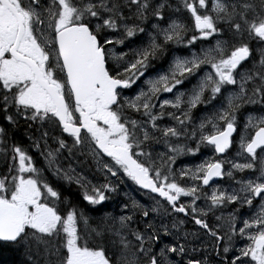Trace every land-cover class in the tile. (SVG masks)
Returning a JSON list of instances; mask_svg holds the SVG:
<instances>
[{
  "label": "snow or ice",
  "instance_id": "obj_1",
  "mask_svg": "<svg viewBox=\"0 0 264 264\" xmlns=\"http://www.w3.org/2000/svg\"><path fill=\"white\" fill-rule=\"evenodd\" d=\"M0 113V250L16 264H264V0H0ZM201 148L215 155L175 169ZM122 176L148 202L125 192L117 216L104 208ZM61 181L100 206L95 226Z\"/></svg>",
  "mask_w": 264,
  "mask_h": 264
},
{
  "label": "flooded vegetation",
  "instance_id": "obj_2",
  "mask_svg": "<svg viewBox=\"0 0 264 264\" xmlns=\"http://www.w3.org/2000/svg\"><path fill=\"white\" fill-rule=\"evenodd\" d=\"M185 22L188 24V27H189V29L191 30V29L193 28V24H192V22L187 18V14H186V16H185ZM190 34H193V32L190 31V32H189V35H190ZM137 39H138V38H137ZM198 44H199V42H198ZM251 46H252L253 48L257 47L256 42L253 41ZM124 50L126 51L127 49H124ZM193 50H198V48L193 49ZM182 54H183V55H187L188 53H187V51H185V52H183ZM168 60H169V58H168L167 56H165V57L162 58L161 60H159V61H155V62H154V65H155L156 68H160V67L167 68ZM149 71H150V73H151L152 75H155V72H153L152 69H150ZM134 88H135V86H133V88H132L131 90H125V93H124V94H125V95H128L129 93H131V92L133 91ZM165 95H169V94H165ZM201 109H202V110H205L203 106H200V107H198L196 110H194V112L196 113L197 111H199V110H201ZM242 111H246V112H255V113H257V114H261V108H260L259 105H255V106H245L244 108H242ZM238 119L241 120L240 117H238ZM241 122H242V121H241ZM238 131H239V129H238ZM236 137H237V136H236ZM34 153H35V152H34ZM38 163H39V166H38V167L42 166V159H41ZM74 166H75V165H74ZM78 171H79V169H78ZM45 172H46V170H45ZM51 175H52V174H51ZM85 175L90 176L89 179H91V180L93 181V183H97L98 181H99V182H102V180H101V178H100V176H99V173H95V174H94V176H95V180H93V177H92L91 175H89V173H88L87 170H85ZM52 177H53V175H52ZM120 179L123 180V183L120 184V188H119L118 193L113 194V195H112V199L109 200V201H106V202H105V208H104V211H106V212H110V213H112L113 215H117V216H118V215H121V214H124V213H123V210H122V205H123V203H121V199H123V192H122L123 190H121V186L123 187V189L125 188L126 190H129V191L131 192L129 196L134 197L135 199H137V198L133 195L134 192H137V194L139 195V198H140V200H141V203H147V202H148V201H147V198H146V196H145V192H146V191L143 192V190H139V187H138L137 185H134L131 181L127 180V179L124 178L123 176L120 177ZM218 180L220 181V178H218ZM218 180H217V181H218ZM51 182L55 183V181H51ZM61 184H64V185H65V183H64L63 181L61 182ZM72 185L76 186L75 184H72ZM214 185H215V183H214L211 187L204 188V191L207 192V193H209V194H211V188H212ZM130 187L134 190V192L131 191V188H130ZM76 188H78V186H76ZM209 188H210V189H209ZM79 190H80V189H79ZM135 190H136V191H135ZM81 192H82V191H80V193H81ZM82 200H83V198H82ZM83 201H84V200H83ZM84 202H85V201H84ZM181 202H185L183 197L181 198ZM185 203H186V202H185ZM197 203H198V204H203L201 201H197ZM254 203H256V201H254ZM86 204L89 206V208H90L93 212H94V210H93L94 207H95V208H99V207H100V206H90V205L88 204V202H86ZM231 210H232V206H228V207H226V208L223 209V214H224V215H227ZM241 211L246 213V212H247V208H244V209H242ZM97 213H98V211H97ZM101 215H102V213H99V216H98V217H100ZM216 215H221V212L217 211V212H216ZM175 219H180V220H184V221H185V224H184V230H185V231H188V232H194V231L196 230V228H198V226H195V225L191 222V219H190V218H186L183 214H180L179 216L175 217ZM164 222H165V223L167 222V223L170 225V223H171V219H165ZM93 226H95V223H93ZM173 231L175 232V230H173ZM167 240H168V239H167ZM168 241H169V243L172 242L171 239L168 240ZM192 245H193V244H192ZM192 245H189V247L192 246ZM201 255H202V253H201ZM201 255L196 254V255H194L193 257H192V256H191V257H186V259H183V260H182V261H183V264H187V261H188L189 259H193V258L199 259V258H201V257H200Z\"/></svg>",
  "mask_w": 264,
  "mask_h": 264
},
{
  "label": "rangeland",
  "instance_id": "obj_3",
  "mask_svg": "<svg viewBox=\"0 0 264 264\" xmlns=\"http://www.w3.org/2000/svg\"><path fill=\"white\" fill-rule=\"evenodd\" d=\"M211 5V4H210ZM151 22H153V21H150L149 23H151ZM191 35V34H190ZM143 79V78H142ZM186 84V83H185ZM183 88V89H182ZM181 88V90L183 91V90H186V89H188V88H190V87H182ZM138 89L136 88L135 90H134V92H132L129 96H131V95H134L135 94V92L137 91ZM170 95H165L164 97H162V98H170L169 97ZM204 113L202 112V111H200L199 113H198V115L197 116H201V115H203ZM165 123H168V121L166 120L165 121ZM238 139V138H237ZM190 147V146H189ZM237 150H238V145H237V143H236V147H235V149H230L229 150V152L227 153V157L228 158H233V157H235V154H236V152H237ZM156 151H158V152H164L165 151V149H164V147L163 146H157L156 147ZM215 154L211 151V149H209V148H201V150H200V152L197 154V155H195V156H192V155H183V156H179L178 158H177V160H176V163H175V169H177V170H179L180 168H183V167H191V166H194V165H197V164H200V163H202L205 159H207V158H210V157H212V156H214ZM239 162H241V163H243V162H245L244 160H240ZM227 167H228V165L226 164L225 165V168L227 169ZM244 174L243 173H240L239 175H237V173H236V179L238 178V177H242ZM92 177H93V179H95V176H93V175H91ZM89 178H90V176H89ZM231 182L228 180V178L227 177H224L223 179H220V181H218L217 183H216V185L215 186H223V187H228V185L230 184ZM131 188V187H130ZM121 190H123L122 192H123V198H125V199H121V203H127V202H129L128 201V198H126L125 197V195H124V193L125 192H127L129 195H130V191L129 190H126L125 188L123 189V187L121 186ZM209 194V193H208ZM210 195V194H209ZM184 198V197H183ZM136 200H138V201H140L141 202V200H140V198H139V196L137 197V199ZM188 200H189V198H184V201L187 203L188 202ZM198 204V203H197ZM198 206H200V207H203V204H198ZM124 213V212H123ZM167 223V222H166ZM195 231H198V228H196V230ZM162 239H165V238H163L162 237ZM174 240L175 239V237H168V238H166V242H169L168 240ZM202 239H203V237H202ZM189 240L191 241L192 240V238L191 237H189ZM180 243H183L184 241L181 239L180 241H179ZM193 244V245H192ZM190 245H192V246H190V247H194V248H199L200 247V242L199 241H192L191 242V244ZM157 248H159L160 247V245L158 244L157 246H156ZM197 252V251H196ZM200 252L201 251H199V255H201L200 254ZM195 253L194 252H190V253H188L186 256H184V257H179L178 255H175V254H173L172 255V258L173 259H176V260H183V259H186V257H191V256H193ZM201 257V256H200Z\"/></svg>",
  "mask_w": 264,
  "mask_h": 264
},
{
  "label": "trees",
  "instance_id": "obj_4",
  "mask_svg": "<svg viewBox=\"0 0 264 264\" xmlns=\"http://www.w3.org/2000/svg\"><path fill=\"white\" fill-rule=\"evenodd\" d=\"M0 122H3L2 113H0ZM26 133L27 126L24 125L23 122H21V126L18 129L13 130L11 134L14 139L24 142L27 145L29 141L27 139ZM3 171L4 170L2 169L1 174L3 173ZM80 191L81 190H79V188H76V186L74 185H64V195L69 197L73 201V203L78 205L85 212L86 215L92 218V220H90V223H94V221L98 220L100 211H98V213L93 212L86 204V201L84 202L82 200V194L80 193ZM20 259H22V257L19 253L13 252L12 250L7 248L0 250V264H16V262H18Z\"/></svg>",
  "mask_w": 264,
  "mask_h": 264
},
{
  "label": "bare ground",
  "instance_id": "obj_5",
  "mask_svg": "<svg viewBox=\"0 0 264 264\" xmlns=\"http://www.w3.org/2000/svg\"><path fill=\"white\" fill-rule=\"evenodd\" d=\"M182 89H183V88H182ZM217 179H218V178H217ZM204 188H208V187H204ZM126 198H127V197H126ZM123 199H125V198H123ZM190 252H191V251H190ZM190 252H189V253H190Z\"/></svg>",
  "mask_w": 264,
  "mask_h": 264
},
{
  "label": "water",
  "instance_id": "obj_6",
  "mask_svg": "<svg viewBox=\"0 0 264 264\" xmlns=\"http://www.w3.org/2000/svg\"><path fill=\"white\" fill-rule=\"evenodd\" d=\"M211 183V182H210Z\"/></svg>",
  "mask_w": 264,
  "mask_h": 264
}]
</instances>
